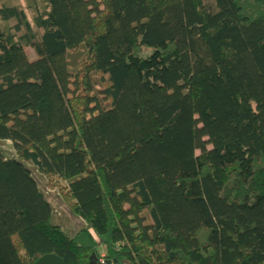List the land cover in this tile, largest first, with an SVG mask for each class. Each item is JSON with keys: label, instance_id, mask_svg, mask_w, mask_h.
<instances>
[{"label": "trees", "instance_id": "16d2710c", "mask_svg": "<svg viewBox=\"0 0 264 264\" xmlns=\"http://www.w3.org/2000/svg\"><path fill=\"white\" fill-rule=\"evenodd\" d=\"M0 140V264H264V0H0Z\"/></svg>", "mask_w": 264, "mask_h": 264}, {"label": "water", "instance_id": "95a60500", "mask_svg": "<svg viewBox=\"0 0 264 264\" xmlns=\"http://www.w3.org/2000/svg\"><path fill=\"white\" fill-rule=\"evenodd\" d=\"M0 160L2 164L13 162L28 175V179L35 187L37 195L49 210V227L52 230L60 231L68 241L77 238L86 230V223L73 213L70 207L60 198L58 192L48 190V182L38 172V169L17 158L14 146L10 141L0 140ZM89 260L90 264H96V259L93 256ZM34 264L63 263L58 257L47 255L37 260Z\"/></svg>", "mask_w": 264, "mask_h": 264}, {"label": "rangeland", "instance_id": "374dc122", "mask_svg": "<svg viewBox=\"0 0 264 264\" xmlns=\"http://www.w3.org/2000/svg\"><path fill=\"white\" fill-rule=\"evenodd\" d=\"M7 1H10V5H18V6L22 7L23 10H26L27 3H28V0H7ZM5 3H6V0H5ZM25 15L27 17V20L29 21V14H28V12H25ZM147 53H149V52H144L142 54V56H145ZM28 55H29L30 58H33V54H32L31 51H28ZM47 182H48V190H50V191H57L58 194H59V196H60V198L65 203H67V204L70 203V200L68 199V197L63 192H60L58 190V187H57L56 183H54L53 181H50L49 182L48 180H47Z\"/></svg>", "mask_w": 264, "mask_h": 264}, {"label": "built area", "instance_id": "2783aa9c", "mask_svg": "<svg viewBox=\"0 0 264 264\" xmlns=\"http://www.w3.org/2000/svg\"><path fill=\"white\" fill-rule=\"evenodd\" d=\"M98 264H104L102 258L98 261Z\"/></svg>", "mask_w": 264, "mask_h": 264}]
</instances>
